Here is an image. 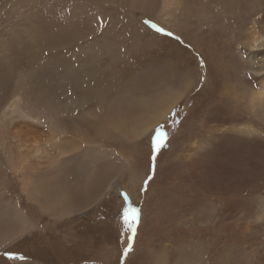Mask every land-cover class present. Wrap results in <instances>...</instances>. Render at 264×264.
<instances>
[{
	"label": "rangeland",
	"instance_id": "374dc122",
	"mask_svg": "<svg viewBox=\"0 0 264 264\" xmlns=\"http://www.w3.org/2000/svg\"><path fill=\"white\" fill-rule=\"evenodd\" d=\"M0 264H264V0H0Z\"/></svg>",
	"mask_w": 264,
	"mask_h": 264
},
{
	"label": "snow or ice",
	"instance_id": "6c2138e0",
	"mask_svg": "<svg viewBox=\"0 0 264 264\" xmlns=\"http://www.w3.org/2000/svg\"><path fill=\"white\" fill-rule=\"evenodd\" d=\"M153 27H156L153 25ZM157 31H163V29H157ZM170 35V33H169ZM166 138V134L161 130L157 132L154 142V149L159 148L163 143L164 139ZM139 210L135 208L125 207L123 208L122 212V219L126 225L130 228L132 225L137 221ZM127 251V250H126ZM9 259H23V257H14L11 253H5Z\"/></svg>",
	"mask_w": 264,
	"mask_h": 264
},
{
	"label": "bare ground",
	"instance_id": "6f19581e",
	"mask_svg": "<svg viewBox=\"0 0 264 264\" xmlns=\"http://www.w3.org/2000/svg\"><path fill=\"white\" fill-rule=\"evenodd\" d=\"M258 39H256V38H254L253 39V41H252V43H251V46L252 47H258ZM165 76V75H164ZM217 82V81H216ZM259 94V93H258ZM262 94V93H261ZM170 106H168L167 107V109L169 108ZM160 121V119L159 118H157V117H152V118H148L147 120H146V125L144 126V129H145V131H148V129H151V128H153L154 126H155V124L157 123V122H159ZM10 125V124H9ZM21 127V126H20ZM31 130V129H30ZM66 130V129H65ZM65 130H61L62 132L61 133H66L65 132ZM68 132V131H67ZM69 134H71V132H69ZM31 135V134H30ZM43 135V134H42ZM52 136V135H51ZM30 138H31V136H30ZM34 138V137H33ZM39 140V139H38ZM45 141V140H44ZM29 142V141H28ZM28 144V143H27ZM30 144V143H29ZM31 145V144H30ZM32 147H33V144H32ZM28 148H29V146H28ZM41 148V147H40ZM37 150H40V149H38L37 148ZM35 151H36V149H35ZM34 151V152H35ZM36 152H39V151H36ZM61 153H63V152H61ZM10 154V153H9ZM61 155V154H60ZM63 155H64V153H63ZM62 155V156H63ZM53 156H55V157H57V154H53ZM15 165V164H14ZM12 167H13V165H12ZM15 167V166H14ZM33 172V171H32ZM88 175V174H87ZM27 183V182H26ZM25 186H26V188H27V186H28V184L26 185L25 184ZM31 186V185H30ZM90 193H92V192H90ZM39 196V195H38ZM89 197V196H88ZM92 197H94V196H92ZM50 210V209H49ZM59 212V211H58ZM57 214V213H56ZM5 240V239H4ZM4 242V241H3Z\"/></svg>",
	"mask_w": 264,
	"mask_h": 264
},
{
	"label": "water",
	"instance_id": "95a60500",
	"mask_svg": "<svg viewBox=\"0 0 264 264\" xmlns=\"http://www.w3.org/2000/svg\"><path fill=\"white\" fill-rule=\"evenodd\" d=\"M121 196L124 198L125 202H128V199L125 197L124 193H122Z\"/></svg>",
	"mask_w": 264,
	"mask_h": 264
},
{
	"label": "trees",
	"instance_id": "16d2710c",
	"mask_svg": "<svg viewBox=\"0 0 264 264\" xmlns=\"http://www.w3.org/2000/svg\"><path fill=\"white\" fill-rule=\"evenodd\" d=\"M161 131V129L158 130V132Z\"/></svg>",
	"mask_w": 264,
	"mask_h": 264
}]
</instances>
